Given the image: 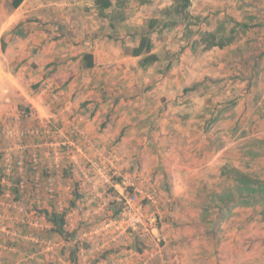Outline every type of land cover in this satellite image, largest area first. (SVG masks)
<instances>
[{
    "label": "crops",
    "instance_id": "1",
    "mask_svg": "<svg viewBox=\"0 0 264 264\" xmlns=\"http://www.w3.org/2000/svg\"><path fill=\"white\" fill-rule=\"evenodd\" d=\"M2 1L0 264H264L241 196L264 180V0H191L197 28L174 0ZM127 191L163 257L122 235Z\"/></svg>",
    "mask_w": 264,
    "mask_h": 264
},
{
    "label": "built area",
    "instance_id": "2",
    "mask_svg": "<svg viewBox=\"0 0 264 264\" xmlns=\"http://www.w3.org/2000/svg\"><path fill=\"white\" fill-rule=\"evenodd\" d=\"M91 163L95 169L104 168L97 160H93ZM17 167L24 173L27 169L38 172L40 167L38 154L33 153L28 159L25 160L20 159L17 162ZM38 180L39 179H37L35 183L36 187L41 184ZM21 184L24 188L27 184L26 179H23ZM53 190L54 189L52 188L51 184L49 191L53 193ZM119 201L122 204L121 217L124 218L122 222V230L124 232H122V235H125V238H130V235L138 232L146 241H151L156 247L155 256L163 257V253L161 251V248L163 247L162 237L159 235L157 236V234L155 235V230H157L159 224L161 223V218L159 215L157 213L147 212L143 204L138 200L137 194L133 191H127L125 195L119 199ZM118 221L113 220V223L110 226H114Z\"/></svg>",
    "mask_w": 264,
    "mask_h": 264
},
{
    "label": "trees",
    "instance_id": "3",
    "mask_svg": "<svg viewBox=\"0 0 264 264\" xmlns=\"http://www.w3.org/2000/svg\"><path fill=\"white\" fill-rule=\"evenodd\" d=\"M22 1L23 0H13L12 1V7L13 8L18 7ZM143 1H147V0H143ZM97 3L99 5H101L103 8H109L113 4L112 0H97ZM190 3H191V0H174L173 6H172V10H174L173 13L181 15V17L184 18L185 20L189 19L190 16H188L189 14L187 13L188 12L187 8L189 7ZM214 41H211L210 44L211 45L213 43L215 44ZM216 44L222 46L223 42L219 41V42H216ZM151 47H152V45H151V40H150L149 34L147 32H145V33H143L140 46L138 48H136L134 52L135 53H141L144 50L149 52L151 50ZM86 57H89V56L85 55V58ZM156 58H157V56L155 54H151V55H149L143 59V64L149 63V62L155 60ZM246 176L252 182V184H246L245 187L242 186L244 188H242V190H241V196L246 201H248L250 198V203L252 205L255 204L256 206L260 205V206L264 207V180L254 178V176H252V175L251 176L246 175ZM240 188H241V186H240ZM245 200H243V201H245ZM58 231L60 233L65 232V230L62 226H60L58 228Z\"/></svg>",
    "mask_w": 264,
    "mask_h": 264
},
{
    "label": "rangeland",
    "instance_id": "4",
    "mask_svg": "<svg viewBox=\"0 0 264 264\" xmlns=\"http://www.w3.org/2000/svg\"><path fill=\"white\" fill-rule=\"evenodd\" d=\"M7 2H9V1H7ZM8 9H9V5L8 4H4L3 3V1L2 0H0V12H7L8 11ZM134 9V8H133ZM259 8H250V10L252 11V12H259V10H258ZM128 10H129V8H128ZM128 10H127V12H128ZM249 10V11H250ZM130 12H131V10H129ZM189 21L190 22H194L193 24H196V28L198 27V24H201V22L204 24V22H205V20H199V19H197L196 17H192V18H189ZM21 28H23V25H21V26H19V27H16V28H14L13 30H15V31H18V30H20ZM258 173H262V170H258ZM253 206H255V204H253ZM228 233V232H227ZM130 238L132 239H134L136 242H141V240L143 239V240H145L138 232H136V233H134V234H132V235H130Z\"/></svg>",
    "mask_w": 264,
    "mask_h": 264
}]
</instances>
